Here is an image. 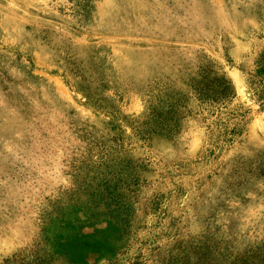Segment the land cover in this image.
I'll return each instance as SVG.
<instances>
[{
	"label": "rangeland",
	"instance_id": "374dc122",
	"mask_svg": "<svg viewBox=\"0 0 264 264\" xmlns=\"http://www.w3.org/2000/svg\"><path fill=\"white\" fill-rule=\"evenodd\" d=\"M263 52L264 0H0V264H264Z\"/></svg>",
	"mask_w": 264,
	"mask_h": 264
},
{
	"label": "trees",
	"instance_id": "16d2710c",
	"mask_svg": "<svg viewBox=\"0 0 264 264\" xmlns=\"http://www.w3.org/2000/svg\"><path fill=\"white\" fill-rule=\"evenodd\" d=\"M247 80L251 98L256 99L257 103L260 105V108L264 109V52L253 63L252 69L247 70ZM195 92L196 99L200 104L215 103L218 100H226L232 96L230 88L227 86V82L224 80H216L213 87L209 90L197 88ZM211 94H213V96H211ZM233 97L234 96H232V98ZM175 107V104L172 102V106L165 112L157 110L151 111L149 114V119L153 121L156 129L170 134L174 129L177 128L179 119H174V115L177 114ZM237 115L242 117L245 116V114ZM214 116H216V114ZM242 133V123L236 124L231 130V137L228 140L226 139L225 143L233 144V142H235L242 135Z\"/></svg>",
	"mask_w": 264,
	"mask_h": 264
}]
</instances>
